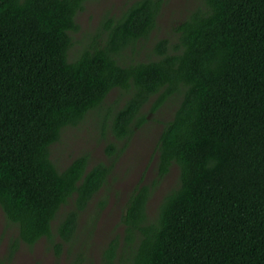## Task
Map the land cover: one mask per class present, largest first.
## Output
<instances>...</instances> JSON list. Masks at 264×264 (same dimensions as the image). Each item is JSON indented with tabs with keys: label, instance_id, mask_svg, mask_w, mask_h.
I'll use <instances>...</instances> for the list:
<instances>
[{
	"label": "trees",
	"instance_id": "1",
	"mask_svg": "<svg viewBox=\"0 0 264 264\" xmlns=\"http://www.w3.org/2000/svg\"><path fill=\"white\" fill-rule=\"evenodd\" d=\"M84 1L0 0V209L17 240L51 238L65 205L56 234L73 238L111 167L87 168L80 154L59 169L49 147L118 88L127 98L102 120L117 139L145 123L147 102L155 112L179 101L156 140V177L129 194L99 264H264V0H203L173 28L172 50L160 38L153 57L132 62L124 51L164 0H134L70 60ZM173 164L178 184L150 218L147 201Z\"/></svg>",
	"mask_w": 264,
	"mask_h": 264
},
{
	"label": "rangeland",
	"instance_id": "2",
	"mask_svg": "<svg viewBox=\"0 0 264 264\" xmlns=\"http://www.w3.org/2000/svg\"><path fill=\"white\" fill-rule=\"evenodd\" d=\"M133 1L85 0L83 9L75 16L78 30L70 33L72 44L68 58L74 59L94 38L100 43L103 21L119 16ZM202 1L164 0L155 26L146 38L124 51V61L153 57L152 47L160 38H167L169 50H172V44L176 42L173 28ZM97 34L100 36L97 37ZM126 98L124 90L112 89L98 108L88 112L77 125L63 128L59 140L49 147V156L59 169L80 154L87 155V168L98 162L111 167L104 185L80 213L73 238L64 242L56 234V225L70 205L62 206L52 221V237H42L33 245L17 240V227L6 221L0 209V264H71L74 260H78V264L100 263L102 249L108 240L122 233L120 218L129 194L140 182L151 183L156 177V140L163 123L171 118L179 101V96L175 95L155 112L149 110L150 102H147L142 108L146 115L145 123L134 128L127 139H117L107 126H103L102 120L107 112L119 108ZM109 143L116 148L112 154L106 152ZM177 184L178 167L173 164L153 188L146 205L148 217H154L163 195ZM14 241L17 245L11 251ZM58 242L62 245L56 254L54 244Z\"/></svg>",
	"mask_w": 264,
	"mask_h": 264
}]
</instances>
